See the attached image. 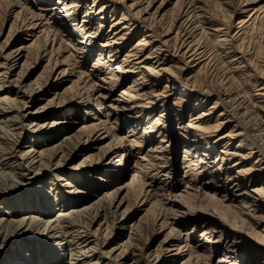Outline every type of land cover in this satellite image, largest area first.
Segmentation results:
<instances>
[{
    "label": "rangeland",
    "instance_id": "rangeland-1",
    "mask_svg": "<svg viewBox=\"0 0 264 264\" xmlns=\"http://www.w3.org/2000/svg\"><path fill=\"white\" fill-rule=\"evenodd\" d=\"M60 1L0 0V44L12 34L5 54L29 45L27 61L34 68L28 73L29 83L40 79L44 86L62 96L63 106L48 105L44 113L37 115L48 114L46 124L50 126L55 121L60 123L56 125L61 129L57 127L54 131L62 134L57 135V141L65 138L67 129L76 131V127L92 134L97 126L100 138L97 145L90 146L93 151L70 160L60 171V175H67L64 176L67 181H56L57 172L52 171L43 176V189L47 192H42L39 188L42 184L36 181L32 203V199L30 202L26 199L33 188L25 187L16 196L0 197L9 202L0 207L11 209L10 213L17 210L19 214L25 200L29 208L33 206L40 212V207L49 202L50 215L39 216L43 222L73 215L67 220L86 227L90 217L80 220L73 213L86 204L82 199L90 196L93 202L98 201L120 188L125 201L120 212L129 209L132 220L129 225L138 228L137 245L146 248L143 257H129L128 264H134L135 260L137 264H147L148 252H154L163 241L177 242L181 248L169 264H204L202 258L207 253L210 264H264V193L259 196L253 192L264 191V160L260 162L259 154L250 152L256 146L264 150V0H99L95 5V0ZM245 1L250 9L242 14L240 8ZM103 6L106 9L98 13ZM181 11L185 13L179 20ZM250 14H255L252 26L246 29L249 23L241 31L240 21ZM119 21L121 25L111 28L112 23ZM181 26L189 28L192 39L180 38ZM113 38L118 43L110 46ZM184 40L193 41L191 52L183 45ZM139 44V57L148 58L144 68L137 64L138 57L130 55ZM195 49L205 50L206 56L200 61L192 60ZM186 52L188 55L184 56ZM126 56L131 58L128 60ZM6 89L0 91V98L19 99L15 87V93ZM45 96L22 115L29 116L49 104L53 95L45 93ZM236 98H241L240 102L232 101ZM203 112L209 114L205 122L199 129L190 128L189 125H199L192 119ZM14 115L17 114L10 117ZM66 116L68 119L63 120ZM2 120L10 122L12 129L2 123L0 136L9 137L11 144L17 139L26 150L54 145V140L36 144L40 135L48 136L44 132L50 126L34 133L32 128L23 131L20 126H13L15 123L9 118L1 116ZM44 120L39 117L37 122L44 124ZM75 122L78 125L73 127ZM216 126L217 130L211 129L207 134L200 131ZM15 131L21 133V138L16 135L15 139ZM237 134L242 135L234 137ZM241 143L244 148L237 149ZM109 148L111 154L98 164L100 172L91 176V180L84 173L86 168L74 170L85 157L100 155ZM185 155L189 161H184ZM110 158L113 163L104 168ZM0 169L9 171L10 167L4 162ZM253 169L251 175L243 173ZM228 170L243 171L236 177L242 187L236 189L233 181L227 180ZM81 175L79 182L73 180V176ZM75 187L78 194L73 192ZM240 189H247L251 196H238ZM65 200L66 206L62 208ZM74 200L79 203L72 204ZM161 216L166 218L164 226V219L158 220ZM41 230L36 229L34 236ZM127 230L124 240L129 235ZM46 233L42 238L47 239ZM88 238L92 241L89 248H95L97 241L103 251L115 247L110 243L112 236L107 241L98 234ZM235 238L242 239L241 246L229 249ZM54 241L40 242L42 256L53 250L60 262L68 264L70 254L57 250L58 244L64 246L66 242ZM13 250L14 246H9L4 255ZM25 251L19 258L25 257L28 253ZM30 254L35 263L40 262L35 247ZM4 259L0 258V264ZM103 262L113 263L107 257ZM77 263L72 259V264Z\"/></svg>",
    "mask_w": 264,
    "mask_h": 264
},
{
    "label": "bare ground",
    "instance_id": "bare-ground-1",
    "mask_svg": "<svg viewBox=\"0 0 264 264\" xmlns=\"http://www.w3.org/2000/svg\"><path fill=\"white\" fill-rule=\"evenodd\" d=\"M98 1L99 0H95L94 5ZM254 2H256V1H254ZM248 3L249 2L245 1L243 6L240 8V11H242V14L249 13L248 10L250 9L249 8L250 6ZM76 7H77V5H76ZM105 9H106V6L103 9L100 8L98 13H102ZM184 13H185V11H184ZM184 13L182 11L180 12L179 20H181L180 19L181 16L184 17ZM254 17H255V14H250V16L247 19H242L240 21V25L242 26L241 31H243L244 27L249 23L250 24L245 28L248 29L250 26H252V22H253L252 20ZM119 25H121V21L116 22V23H112L111 28L117 27ZM185 26H183V27L181 26L184 30L182 29L181 32H179L180 38H182V40L186 37H188L189 39H192V36L189 37V35H191V32H189V28L186 29ZM11 33H12V31H11ZM127 34H124V36ZM11 35H9L7 37L4 44H0V59H2V63L0 62V71L2 72V73H0V91L7 88L6 90H9L8 93H12V92L15 93L13 90V87H15L18 90V93H16V95H18L19 99L13 100V99H10L8 96H4V97L0 98V106H1L0 117L2 116L5 118H9V120H11L15 123L13 126H20V129L23 131L25 130V128L28 127V128H32L34 133H38L42 129L44 130L46 128V126L47 127L50 126V124L49 123L46 124V121L48 119L47 117H49L48 114H44L42 116H37V115H39L40 113H44V110L46 109V107L48 105H51L54 107H56V106L59 107V106H63L65 103L63 102L61 95H59L54 90L52 91L51 89H48L47 86H44L40 82V79H37L35 82L29 83L30 79H29L28 73L32 69H34L33 66L29 67L30 63L28 64L29 60H28V55L26 52L28 51L27 47L29 45L27 47L24 46L25 48L23 47V45L19 46L18 48L14 49L12 52L5 54L7 45L11 40L10 39ZM114 35H116V34H114ZM0 36H1V32H0ZM177 37H178V35H177ZM122 39H124V37H122ZM188 40H186V41L184 40L183 45L186 44L187 47H189L188 51L191 52L193 50V48H192L193 41L188 42ZM117 41H118V39L113 38L110 41V43L112 42V44L110 46L116 45L118 43ZM141 41L148 43L145 39H142ZM188 43H190V44H188ZM140 44L138 46H135L132 48L130 55H133L132 57H138L137 64H139L141 66V68H144L143 64L148 62V58L142 59V56L139 57L140 56V54H139L140 50H138V49H139V46H141ZM206 54L207 53L205 50L202 51V49H199V50L195 49L194 54L192 53V56L190 58H192V60H194V61H200L202 58H204L206 56ZM187 55H188L187 52L184 53V56H187ZM126 57H128V58H126L128 60L131 58L129 56H126ZM156 63H159V61ZM160 65H161V63H159L158 67ZM27 67H28V69H27ZM145 69H147V68H145ZM129 89H132V88H129ZM216 91L221 92L220 90L219 91L216 90ZM45 93L49 94V95H53V98L49 101V104L43 106L40 109H37L34 113H30L29 116L22 115L21 112H23L24 110L29 108L31 105H33V106L37 105L39 100L44 99V97L47 96V95L45 96ZM101 97L102 96L100 95L99 98H101ZM134 97L136 99H138V97H136V96H134ZM153 97H156V96H153ZM239 100L237 98L232 99V101H239ZM240 104L241 103H239V105ZM148 105H151V102H149ZM145 107L150 108L149 106H145ZM216 107L217 106H215V108ZM203 113L204 114L202 116L192 119V122H197L199 125H197V126L189 125L190 128L194 126V127H196V129H199L200 124L204 123L206 120V117L209 116V114H207L205 112H203ZM12 114H17V115L10 117ZM39 117L45 119L44 124H39L37 122ZM10 118H13V119H10ZM67 119L68 118L66 116V118L63 120H67ZM25 122H28V123H26L27 125H24ZM2 123H5V122H3V120L0 121V128L2 127L1 126ZM52 124H53V126H50L49 129H45L44 134H48V136L47 135H40V137L38 139L36 138V144L38 146H40L41 140H45L46 142H48V141L50 142V141L54 140V145H52V146L47 145V147H43V148L40 146V149L39 148L36 149V147L34 146L35 149L32 150V148H30V149L26 150L25 145H23V146L19 145V143L16 139L17 138L16 135L20 138L22 135L18 131L17 132L15 131V133L13 132L15 134V139H16L15 141L13 140L14 141L13 144H11L8 141L9 140L8 135H7L8 138H6L2 135L0 136V164L5 162L10 167L9 171H2V169H0V197L16 196L18 194L17 192L20 191L21 189L25 190V187L26 188L32 187L33 190H31V191H33V192L30 191L31 194H30V196H28V199H26V202H30L29 199L34 198L33 197V195L35 193L34 188H35V184H37V182L39 184H42L41 187H39V188H41V191L43 190L42 192H47L43 189L45 187L43 185L45 183L44 182L45 179L43 178V176L45 174L52 172V171L57 172V174L54 176L55 177L54 179L56 181H59V182L67 181L66 177H64L67 175H60V173L62 171H64V169H65L64 167H66V165L69 163L70 160H73V159L75 160L77 157L82 156L84 153H85L84 155H88L91 151H93V149L90 148V146L91 145L92 146L97 145V140H98V138H100L99 136H97V133H98L97 126L95 127V130H94L95 132L92 134H89L91 131L89 133H87L85 131V129L80 128V127H76V131L74 128L69 129V131L67 129V131H66L67 134H64L65 138L63 140L57 141L56 139L59 136H62V134L61 133L60 134L54 133V131H55V128L58 127V125H56V124H60V123L55 121ZM75 125H78L77 122H75L73 124V127ZM4 127H8L10 129H12L10 122H6ZM58 129H61V127L60 128L58 127ZM211 129L217 130L218 126H216L214 128H209L206 132H204L202 130H200V131L207 134V133H209V130H211ZM6 133H7V131H6ZM13 133H11V134H13ZM9 135H10V133H9ZM57 135H59V136H57ZM241 135L242 134H237L234 137H239ZM259 135L261 136V134H259ZM12 136H14V135H12ZM227 137H231V136L228 135ZM5 140H7L11 144L10 147H9V145L8 146L6 145ZM11 141H12V139H11ZM4 146H6V147H4ZM242 146H243L242 143L239 144L237 149L244 148ZM23 148L25 149V151H21V150H23ZM256 150L252 151V149H251L250 152L251 153H258L260 158H261V159L259 158V161L262 162L264 160V150L262 149L261 146H256ZM111 151H112V149L109 148V149L101 151L100 155L99 154H92V155H89L88 157H85V159L82 160L80 162V164L75 167L74 170H78V169H80V167H84L87 169V171L84 173L89 174V179L92 178L91 176H94L96 172H100L99 171L100 168H99L98 164L101 163L102 161H104L102 159H104V157H106L107 155L111 154ZM17 153L20 154V156H18ZM227 153H228V151H227ZM187 154H188V152H187ZM186 156L187 155H185L184 161H189V160H187L188 157H186ZM95 157H97L98 159L96 160ZM247 157H249V155ZM112 158H110L109 161L103 165L104 168L108 167L107 165H110L113 163ZM20 160H23V161H22V163L18 164L20 162ZM222 161H226V159L222 158ZM263 163H264V161H263ZM235 165H238V163ZM184 168H188V165L184 164ZM262 169L264 170V167H262ZM254 171H255V169L247 171V172H243V171L233 172L232 170H228L226 172V176L228 177L227 180H229V182L233 181L232 184L234 185V188L238 189L239 187L243 186V184L241 185L240 183H238V180L236 178V177H238V173L243 172V173L251 175L252 172H254ZM82 176L83 175H81L79 178L77 176H75V177L73 176V180L79 182V179H82L81 178ZM239 177H241V175ZM255 181L257 182V180H255ZM84 183L87 184V182H85V181H84ZM106 183H108V181H106ZM188 184H189V182H188ZM95 186H96V188H98V184H96ZM128 187H130V185H128ZM140 187H141L142 192H143L145 189V185L142 184V185H140ZM77 190H78L77 187H75V190L73 192L78 194L79 191H77ZM121 191L122 190L119 188L118 190H115L114 192L112 191L110 193H107V195H104L103 198H100L98 201H94V202L92 200H90V198H89L90 196L89 197L86 196L82 199L81 202L86 203V204L83 205L82 209L74 211L73 213H75V215L80 220L82 218L85 219L87 216L90 217V219L86 220L87 221L86 227H83L81 225V223L75 222L73 220H70V221L67 220L68 218L69 219L73 218V215L65 216L62 218H57L54 221L47 220L46 222H43V220L39 216H41V215L49 216L50 215L51 204H49V202L45 203L43 206L40 207V210H41L40 212L39 211L36 212L35 209L33 208V206L29 208V205H28L29 203H25V200H24V203L22 204L23 212L22 213L20 212L19 214H17V210H15L13 213H10L9 211L11 209H8V211H6V209L3 210L0 207V241H1L0 242V258L6 259V261H3L1 263H3V264H40V263L41 264H63V262H60L59 259L56 258L55 251H53V250L48 251V255L42 256L43 249L41 250L40 242L52 241V240L54 241L55 239L56 240L62 239V241L66 242L64 246H60L58 244L57 250L60 252H63L64 254L65 253L70 254V260L71 261H69L68 264H72V259L77 261L78 262L77 264H101V261L105 257H107V260H110V262H113L112 264H128L127 260L129 257H135L136 258L137 255L139 256V258L143 257V254L146 252L145 251L146 248H145V246L140 247L139 244L137 245L136 238H137V229L138 228H135V226H133L132 224L129 225L130 224L129 222L132 221L131 216H129V209L127 210V208H126V209H124L123 212H120V209L124 205V202H125L123 200V198H121V194H123L122 193L123 191L122 192ZM247 191H248L247 189L238 190V192H239L238 196H240V197L245 196V195L251 196ZM148 192H149L148 190H145V193H148ZM253 192L255 194H258L259 196H261L264 193V191H262V189H256ZM58 194H60L59 191H58ZM154 194H156V191ZM153 196L154 195H152V197ZM41 197L43 198L45 196H41ZM149 197H151V196H149ZM62 199H64V198L62 197ZM42 200L43 199H41V202H42ZM15 201H17V200L16 199L13 200L14 204H15ZM33 201H34V199L31 200V203ZM55 201H56V199H55ZM66 201L67 200H65V205H62V208H65ZM22 202L23 201H21L20 203H22ZM77 202L79 203V200H74V201H72V204H74V203L76 204ZM3 203L4 204L7 203V205H8L9 202H7V198L0 200V204H3ZM60 204H63V203L60 202ZM33 210L35 212H33ZM33 213H35V214L37 213L38 215H36V217H33V215H30ZM17 215L22 216V219L14 220L13 218L17 217ZM5 216H10V217H5ZM158 220L159 221L163 220V223H162L163 226L165 224H167V223H165V221H166L165 217L161 216L158 218ZM83 222L84 221H82V223ZM84 226H85V224H84ZM95 227H97V228L95 229ZM137 227H139V226H137ZM127 228H129V230H127V231H129V235H128L127 240H124L123 237L125 236L124 233H126ZM36 229H38V230L42 229L41 230L42 232H39L34 236V234H35L34 231ZM210 231H211V233L216 232V230H210ZM45 233H46L45 237H47V239L42 238V236ZM91 234H94V236H96V234L104 236L105 241L109 240L110 238H108V237L112 236V241L110 243L113 242L115 244L114 249H112L110 251H103V249H101V245L99 247V241H97V243H94L95 248H94V246L89 248V246L92 244V241H90V238H88V236ZM115 238H117V239H115ZM233 240H234L233 241L234 244L230 245L229 249L234 248V250H235V248L241 246L240 240H242V239H240V238L236 239L235 238ZM27 243H30V244L27 246ZM176 244H177V242H173V241H163L162 244L159 245V247L154 250V252H151V251L148 252L147 251L149 253L147 264H169V261L174 260L177 253H179L181 250L179 245H176ZM54 245H55V241H54ZM9 246H14V250L12 252L9 251L10 253L8 255H7V253H8L7 252L6 253L7 257H2V256H6V255H4V253L6 252V250ZM38 246L40 247V249ZM34 247H35L36 251L38 252V254L40 255V258L38 259V261L40 260V262H38V263L37 262L35 263V260H33L34 256L31 257V254H30V251ZM24 249H26L25 253L26 252H28V253L26 255H24L25 257L19 258L21 252ZM53 249H56V248H53ZM16 253H17V256L15 257L14 254L16 255ZM76 253H79L80 255L77 256ZM12 256H14L15 259H13L11 262ZM76 257H82L83 259L80 260L79 258H76ZM93 260H95V261H93ZM202 260H204V264H210L208 262L210 260V255H208V253L205 254V258H202ZM221 261H225V260L222 259ZM103 264H104V262H103ZM134 264H137L136 260L134 261Z\"/></svg>",
    "mask_w": 264,
    "mask_h": 264
}]
</instances>
